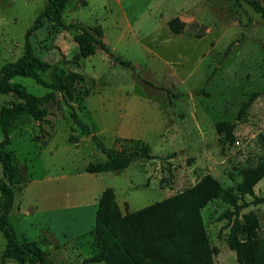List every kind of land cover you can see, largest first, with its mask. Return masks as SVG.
Returning <instances> with one entry per match:
<instances>
[{"label": "rangeland", "instance_id": "obj_1", "mask_svg": "<svg viewBox=\"0 0 264 264\" xmlns=\"http://www.w3.org/2000/svg\"><path fill=\"white\" fill-rule=\"evenodd\" d=\"M45 4L0 0V68L21 56L26 32ZM176 16L185 22L179 34L168 25ZM63 19L85 27L101 25L112 53L132 61L135 69L100 48L75 60L79 29L47 23L31 37L36 53L51 63L43 76L83 74L71 104L93 134L118 149L129 139L144 141L155 155L118 171L86 172L90 162L106 156L72 121L59 92L47 104L45 120L23 115L13 121L6 149L23 181L13 184L9 222L19 239L40 242L46 264H81L95 252L91 231L105 188L114 189L125 213L180 192L206 174L224 187L235 186L241 168L264 159V20L248 0L237 6L232 0H68ZM13 81L37 95L50 90L29 77ZM253 92L259 96L239 116L242 102ZM11 100V94L0 93V108ZM218 121L235 123L234 142L222 141ZM254 191L246 199L263 200L242 212L256 214L258 234L264 236V177ZM227 208L228 203L214 199L203 209V219L218 249L216 264H239L227 241L229 221L222 218ZM5 246L0 231V254ZM0 264L19 263L0 258Z\"/></svg>", "mask_w": 264, "mask_h": 264}, {"label": "trees", "instance_id": "obj_2", "mask_svg": "<svg viewBox=\"0 0 264 264\" xmlns=\"http://www.w3.org/2000/svg\"><path fill=\"white\" fill-rule=\"evenodd\" d=\"M46 4L36 16L26 32L24 51L15 61L4 63L0 68V93L11 94L13 100L0 108V126L4 138L0 141V231L6 239V246L0 254L2 261L14 259L19 264H46L45 251L39 241L19 239L16 230L9 222V214L14 205L15 189L13 184L23 180L18 176V166L11 151L6 149L10 143V127L14 120L28 115L34 120L43 121L48 113L47 104L56 101L55 92H59L65 104L71 108L70 118L86 135H91L106 156L105 160L90 162L85 171L98 173L118 171L142 158H155L148 143L129 139L122 149L108 146L93 128L84 121L71 104L78 97L77 82L85 76L79 72L58 73L51 80L45 74L51 63L36 53L31 37L34 32L47 23L79 29L74 35L78 46L75 60L93 55L98 48L124 66L135 69L132 61L112 53L104 42L101 25L85 27L75 23L67 24L63 13L68 0H45ZM242 0H232L234 6ZM253 9L264 20V4L260 0H248ZM86 4V1L83 2ZM170 29L182 33L185 22L179 17L169 20ZM23 76L50 90L37 95L14 77ZM259 92H253L243 101L239 116L254 102ZM235 123L218 121L216 130L222 141L232 143L235 140ZM74 140V137H71ZM241 180L235 186L224 187L212 174L204 175L194 185L172 194L160 201L151 203L134 211L122 212L114 189L107 187L98 200L96 222L91 233L94 235L95 252L83 259L81 264L104 262L105 264H216L218 252L212 245L203 219V209L214 199L220 198L229 204L222 218L229 221L227 241L235 252L239 264H264V236L258 234L259 220L255 213H243L251 203L263 200L254 197L252 201L246 195L255 196L254 187L264 177V159L255 165L240 169Z\"/></svg>", "mask_w": 264, "mask_h": 264}, {"label": "crops", "instance_id": "obj_3", "mask_svg": "<svg viewBox=\"0 0 264 264\" xmlns=\"http://www.w3.org/2000/svg\"><path fill=\"white\" fill-rule=\"evenodd\" d=\"M100 197V196H99ZM93 206H96V204H94ZM20 209V208H19Z\"/></svg>", "mask_w": 264, "mask_h": 264}]
</instances>
